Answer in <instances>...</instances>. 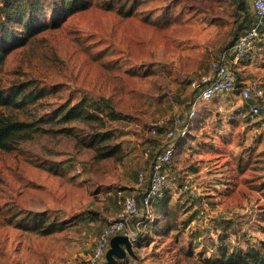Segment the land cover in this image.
<instances>
[{
    "label": "rangeland",
    "instance_id": "1",
    "mask_svg": "<svg viewBox=\"0 0 264 264\" xmlns=\"http://www.w3.org/2000/svg\"><path fill=\"white\" fill-rule=\"evenodd\" d=\"M63 1L31 0L29 15L45 29L26 38L15 23L26 42L0 71V90L26 84L44 92L14 111L40 120L39 131L14 151L0 150V264H91L123 198L141 191L136 177L151 169L147 148L162 151L150 126L175 115L187 119L194 103L197 115L176 146L170 185L130 260L211 264L222 246L259 247L262 124L248 117L251 102L238 93L198 99V84L235 45L234 32L241 36L256 24L252 0H85L88 8L61 16ZM259 37L241 63L264 88V28ZM77 103L98 119L60 123L56 111ZM52 223L63 229L44 234Z\"/></svg>",
    "mask_w": 264,
    "mask_h": 264
},
{
    "label": "built area",
    "instance_id": "2",
    "mask_svg": "<svg viewBox=\"0 0 264 264\" xmlns=\"http://www.w3.org/2000/svg\"><path fill=\"white\" fill-rule=\"evenodd\" d=\"M252 5L256 24L235 43L230 51L224 52L219 59L211 63L212 75L210 78L203 79L204 88L198 99L210 102L225 97L229 93L238 92L244 100L251 102L248 117L253 122L260 121L264 129V88L257 81L238 85L227 65L230 56L235 64L240 63L246 52L254 46L260 36L261 28L264 27V0H252ZM196 115L197 103H194L187 119L175 115L172 118H163L152 123L150 134L154 138H161L163 147L162 151L157 154L151 147L147 148L145 155L147 158L152 157L151 169L148 171L146 168H140L137 172V189H142L147 185L141 204L136 195L123 198L122 211L100 236L91 264L100 263L113 237L125 236L132 246H136L142 235L148 231L153 202L163 198L170 185L167 173L171 168L176 146L191 133ZM162 129L163 132H160ZM184 189H189V186L184 185ZM194 195L197 194L194 193ZM126 264H133L130 257L126 259Z\"/></svg>",
    "mask_w": 264,
    "mask_h": 264
},
{
    "label": "trees",
    "instance_id": "3",
    "mask_svg": "<svg viewBox=\"0 0 264 264\" xmlns=\"http://www.w3.org/2000/svg\"><path fill=\"white\" fill-rule=\"evenodd\" d=\"M30 2L31 0H0V71L12 49L20 48L24 46L26 42V39L22 38V36L12 28L15 23H19V27L23 28L26 38L35 36L45 29V26H35L34 18L29 15ZM88 5L89 3L85 0H64L62 7L58 8V12L61 16H69L79 9L88 8ZM245 14L249 15L247 12H245ZM252 27L253 26H250L241 36H238L237 31H235L233 41L237 42ZM263 28L260 30V36ZM259 39L260 37L257 41ZM244 57L241 62L244 60ZM199 87L201 94L204 83L201 82ZM43 94L44 92L42 90H27L26 84L13 86L7 92L0 90V150L7 152L14 151L22 142L31 139L33 135L39 131L40 120H22L14 111L23 110L29 104L38 103L42 99ZM101 102L106 104V107L112 111V108L108 105V101L101 100ZM56 115H59L60 119L58 121L63 124L98 119V116L92 114L85 107L84 103L63 105L56 111ZM160 132H163V129ZM105 137L106 136L93 137L91 143H94V141H97L99 138L103 141ZM142 189L138 195H136L140 204L145 190L147 189V185L145 190ZM162 199L163 198L154 200L153 204L157 202L155 206L158 207ZM154 212L155 211H153V213ZM149 225L150 222L148 224V229ZM61 229H63L61 226L52 223L42 231L44 234H51ZM145 234L142 235L140 241L146 237ZM132 257L134 258V256ZM210 263L264 264V242H262L259 247L251 246L245 251H230L228 247L222 246L219 249V257L214 260L210 259ZM116 264H126V259L117 261Z\"/></svg>",
    "mask_w": 264,
    "mask_h": 264
},
{
    "label": "water",
    "instance_id": "4",
    "mask_svg": "<svg viewBox=\"0 0 264 264\" xmlns=\"http://www.w3.org/2000/svg\"><path fill=\"white\" fill-rule=\"evenodd\" d=\"M134 256L133 246L125 236H115L111 239L110 248L104 264H116L117 261Z\"/></svg>",
    "mask_w": 264,
    "mask_h": 264
},
{
    "label": "crops",
    "instance_id": "5",
    "mask_svg": "<svg viewBox=\"0 0 264 264\" xmlns=\"http://www.w3.org/2000/svg\"><path fill=\"white\" fill-rule=\"evenodd\" d=\"M227 65H228L229 68H233L234 67L235 69H237L238 73H237V75H234V77H235L238 85H243V84H247V83L251 82L252 79H251L250 74H248L249 66L247 65V63L246 64L245 63H241V61H240V63L235 64L232 61V56H230V58H228V60H227ZM211 75H212V72L210 73L209 78H210ZM235 93H238V92L229 93L227 95V97L235 96L234 95ZM146 159L149 160V158H147V157H146ZM135 189H137L136 186H135ZM135 194H136V191H133V193H131L129 195H135Z\"/></svg>",
    "mask_w": 264,
    "mask_h": 264
}]
</instances>
